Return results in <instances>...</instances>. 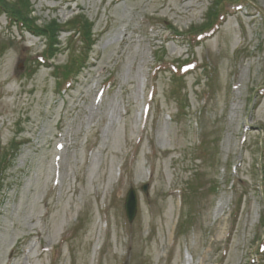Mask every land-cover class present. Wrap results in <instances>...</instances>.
I'll list each match as a JSON object with an SVG mask.
<instances>
[{"label": "rangeland", "instance_id": "obj_1", "mask_svg": "<svg viewBox=\"0 0 264 264\" xmlns=\"http://www.w3.org/2000/svg\"><path fill=\"white\" fill-rule=\"evenodd\" d=\"M28 1L40 30L0 10V264H264V0Z\"/></svg>", "mask_w": 264, "mask_h": 264}, {"label": "trees", "instance_id": "obj_2", "mask_svg": "<svg viewBox=\"0 0 264 264\" xmlns=\"http://www.w3.org/2000/svg\"><path fill=\"white\" fill-rule=\"evenodd\" d=\"M215 5H217V3ZM0 10L6 12L8 15L13 16L14 20L21 21V23L27 25L26 27H29V29H32L33 31L40 30L39 27H33L31 25L33 23V19L29 16L31 9H30V4H29L28 0H15L14 2H8L6 0H0ZM211 13L213 14L214 17H216L217 6L214 9V11H211ZM77 18L78 17L72 18L70 21H68L67 25L75 26L76 22H78ZM211 23H212V19H210V21L203 27V29L210 26ZM29 25H31L32 27ZM87 27H88V23L86 22L85 28H87ZM89 36L90 35L88 33L84 34V36L82 35L83 39H84V37L86 38L87 41H85V42H86L88 47L91 46L90 42H89L90 41ZM58 68H59V66H58ZM70 70H71L70 67L65 64L61 68L60 72L63 75H66L68 72H70Z\"/></svg>", "mask_w": 264, "mask_h": 264}, {"label": "water", "instance_id": "obj_3", "mask_svg": "<svg viewBox=\"0 0 264 264\" xmlns=\"http://www.w3.org/2000/svg\"><path fill=\"white\" fill-rule=\"evenodd\" d=\"M141 189L144 193H147L148 185L146 183L143 184L141 186ZM123 207L127 220L131 222L134 219L137 210V197L134 188L130 187L127 190L124 198Z\"/></svg>", "mask_w": 264, "mask_h": 264}]
</instances>
